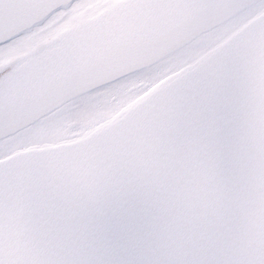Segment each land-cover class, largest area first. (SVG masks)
Instances as JSON below:
<instances>
[{"label": "snow or ice", "instance_id": "6c2138e0", "mask_svg": "<svg viewBox=\"0 0 264 264\" xmlns=\"http://www.w3.org/2000/svg\"><path fill=\"white\" fill-rule=\"evenodd\" d=\"M0 264H264V0H0Z\"/></svg>", "mask_w": 264, "mask_h": 264}]
</instances>
